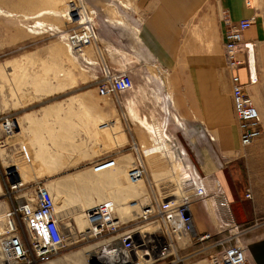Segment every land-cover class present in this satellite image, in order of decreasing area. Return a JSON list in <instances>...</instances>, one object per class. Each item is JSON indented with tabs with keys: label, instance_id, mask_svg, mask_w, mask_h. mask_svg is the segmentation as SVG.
Segmentation results:
<instances>
[{
	"label": "crops",
	"instance_id": "0c3cea01",
	"mask_svg": "<svg viewBox=\"0 0 264 264\" xmlns=\"http://www.w3.org/2000/svg\"><path fill=\"white\" fill-rule=\"evenodd\" d=\"M124 1L120 2L122 12L130 17L135 13L138 17L136 36L143 53L170 77L171 93L163 96L160 92L162 81L159 90H155L161 97H168V120L182 131L191 145H194V136L199 134L205 148L199 151L193 146L198 165L196 169L206 177V181H210L212 191L217 186L223 191L232 219L243 231L242 244L248 262L264 264V16L254 5V0ZM83 3L85 8L87 6L94 11L102 0H83ZM8 10L16 18L24 17L10 11L14 9ZM22 12L25 13L24 10ZM47 13L39 12L31 19L41 18L39 16ZM225 15L233 23L254 18V23L244 32L243 38L254 44L258 82L247 87L246 91L259 112L262 135L245 148L240 145V132L233 114L231 78L237 73L241 84L246 85L247 70L243 67L232 72L226 67L223 50ZM2 26L0 46L3 50L25 42L24 34ZM98 29L99 40L88 47L91 49L87 54L88 59L97 64L84 73L69 68L63 89H57L56 85L45 87L40 93H33V100L18 102L19 105L14 108L9 103L7 86L0 71V89L2 87L4 93L0 94V107L8 105V109H0L3 115L0 117V219L23 200L26 191H33L38 186L46 187L44 183L48 179L52 196L55 189L65 196L66 207H58L57 210L64 224L72 215L83 213L87 208L107 199L106 188L112 185L93 178L92 174L96 173L92 171V166L107 157L108 153L102 151L100 134L104 132V135L109 129L114 131L111 140L122 142L111 150L112 155L126 151L133 157H148L156 153L153 147L145 151L144 147L139 148L129 134L133 129L130 124L152 127L144 117H139L132 109V122L135 114L137 119L136 124L132 123L126 118L124 100L116 98L108 108L98 96L95 79L100 75L99 66L107 65L106 61L111 63L110 59L115 60L117 54H120L111 48L105 53L102 49V25ZM117 60L122 65L128 62L122 56ZM162 104L165 109L164 101ZM5 117L11 119L16 127L15 132L9 136L4 134L1 126V120ZM105 123L109 125L108 129L101 127ZM200 127L214 136L213 143L203 139ZM159 135L162 138V134ZM53 140L61 141L56 149L50 143ZM188 159L194 164L189 156ZM7 173L10 174L7 176ZM12 185L20 189L13 191L10 189ZM24 190L23 194L11 199L10 194ZM141 192V189L138 190L136 196ZM247 193L250 197L246 196ZM153 195L151 192L145 203L150 202ZM145 203L138 200L130 208L138 207L140 211ZM115 204L117 211L118 206H123ZM139 211H134V216ZM191 213L198 234L214 232L213 215L200 201L192 203ZM117 216L121 219L119 213ZM75 220L80 228H84L81 215Z\"/></svg>",
	"mask_w": 264,
	"mask_h": 264
},
{
	"label": "built area",
	"instance_id": "2783aa9c",
	"mask_svg": "<svg viewBox=\"0 0 264 264\" xmlns=\"http://www.w3.org/2000/svg\"><path fill=\"white\" fill-rule=\"evenodd\" d=\"M81 3L82 0H70L67 4L66 19L71 25L70 29L49 30L60 36L69 53L87 71L97 64L84 56L85 47L97 41V29L93 21L83 18L79 8ZM223 23L226 67L232 72L243 67L247 70L246 85L241 84L237 73L231 78L232 109L240 132V145L245 148L262 135L259 112L246 91L247 87L258 82L254 44L243 38L244 32L254 23V18L233 23L225 15ZM99 73L95 81L101 98H118L135 89L129 71L115 70L103 64L99 66ZM102 125L105 128L108 124ZM1 126L6 136L15 132V124L8 117L1 120ZM199 131L206 142L215 141L204 127H200ZM180 148L177 144L175 151ZM180 153L184 162L189 161L187 153ZM190 164L193 177L184 182L181 194L153 196L129 221L117 217L113 201L103 200L83 211L86 227L81 232L73 219L69 218L67 223H63L55 211L54 197L46 187L38 186L33 191H26L23 200L0 219V259L6 264H36L65 249L68 246L66 242L75 239L73 242L98 241L101 264H182L190 257L184 252L194 243H206L200 252L206 255L207 264H250L242 244L243 231L234 223L223 191L218 186L215 195L206 177L194 164ZM116 166V158L109 156L97 161L92 170L101 173ZM146 173L142 156L136 155L128 170L130 181L143 180ZM10 189L15 191L20 188L12 185ZM246 196L250 197L249 193ZM210 197L215 199V230L198 234L191 205L200 201L208 209Z\"/></svg>",
	"mask_w": 264,
	"mask_h": 264
},
{
	"label": "rangeland",
	"instance_id": "374dc122",
	"mask_svg": "<svg viewBox=\"0 0 264 264\" xmlns=\"http://www.w3.org/2000/svg\"><path fill=\"white\" fill-rule=\"evenodd\" d=\"M69 1L0 0V10L7 13V16L0 15V26L4 25L9 27L12 31L15 30L17 33H22L26 37L25 42L17 44L9 50H3L0 46V71L3 73V79L7 86L6 92L10 98L9 103H12V107L16 108L19 105L18 102L25 103L33 100L35 97L33 93L38 94L45 87L56 85L58 87L57 89H63L67 83L66 72H68L69 68L78 69L81 73H84L82 67L70 55L68 48L60 40V36L53 34L49 30L54 28H60L62 30L70 29L71 25L64 18L68 12L67 4ZM120 2L125 3L124 0H102V3L98 4L94 11L87 6L86 10H91H87V12L97 25L98 40L100 33L98 26L102 25V49L105 50V53L107 54L110 48L116 49L120 53L117 54L118 58L122 56L128 61L127 64L125 63L123 65L119 63L118 58L115 60L110 59L111 63L106 61L109 67L116 70L129 71L134 79V92L118 97V100H124L125 102L126 118L132 122L131 110L133 109L139 117H144L143 119L152 125V127H146V129L141 127L140 124H136L135 121L137 119L135 114L134 122L132 123L136 125L132 126L130 124V127L133 129L129 134L133 137L132 140L138 143L139 148L144 147L143 150L145 151L153 147L156 153L148 157L142 156L147 172L146 177L136 184L130 183L127 174L129 168L132 166L131 162H133L134 157L126 151L118 155H112L113 152L111 150L120 146L122 142L111 140L110 136H112L111 134L114 131L109 129L104 135V132L100 134L102 136V151L108 153L106 155L107 157L111 156L116 158L117 169L104 175L92 174V177L102 179L108 185H112L106 188L105 198L115 201L118 205L123 204L124 209L122 210L125 212V215H120L121 213L118 211L117 213H119L120 217H123L121 218L123 221H129L133 218L134 211H139L138 207L130 208V205L134 202L136 203L138 200L142 204L145 203L148 200V195H151V192L154 194L153 196H164V193L180 194V188L184 191L183 185L180 186V180L174 177L172 157L167 155L170 151L174 152L175 146L169 143L168 145L170 147L166 143L165 147L160 145L162 140L165 142L164 138L160 139L159 136V133L162 134V129L163 132L167 131L166 134H169L170 137L176 138L177 144L180 147L183 146L197 169L198 165L196 163L193 146H196L199 151H203L205 145L199 138V134L194 136L192 140L194 145H191L183 136L182 131L168 120L167 112L162 106V98L164 97H161L155 90H159L160 81H162L163 86L160 87V92L163 96L164 94L171 93L169 86L170 77L154 60L148 59L143 53L142 45L136 36L138 17L135 13H132L133 17H130L129 14L122 12L123 7ZM254 5L264 16V0H254ZM8 9H14V11H10L15 12V15L22 14L20 16L24 17L16 18L12 13L8 12ZM42 11L48 13L39 16L41 18L31 19ZM126 11L127 13L129 12L127 9ZM131 18L133 22H131ZM37 23L41 24L37 26ZM90 49H87L88 55ZM46 92L48 93L50 90H46ZM0 94H4L2 87ZM154 94L156 96L158 95L159 98L154 100ZM102 101L109 108L116 101V98H102ZM2 107L8 109L7 104H4ZM2 116L0 114V117ZM109 120L110 118H108ZM105 128L108 129L109 125ZM149 128L158 129V135L151 132ZM104 137L108 143L104 141ZM132 140L130 141L132 142ZM50 143L53 149H56L58 144L61 145L60 140H53ZM158 147L159 149H157ZM44 184L52 193L50 179L45 181ZM140 189L142 194L140 193L136 196L137 191ZM25 191L18 194H10V197L13 199L15 195H21ZM54 199L56 208L59 207L62 209L66 207L65 196L58 189L54 190ZM208 209L211 212L209 205ZM80 215L82 213L72 215L75 223H77L75 219ZM73 240L71 239L67 243L68 246L65 249L43 261H38L36 264H96L93 257L98 254L96 244L98 241L73 242ZM205 244H192L184 252V254H190V257L182 264H207L206 255L200 252V249ZM1 257L2 255H0ZM0 264L6 263L0 259Z\"/></svg>",
	"mask_w": 264,
	"mask_h": 264
},
{
	"label": "bare ground",
	"instance_id": "6f19581e",
	"mask_svg": "<svg viewBox=\"0 0 264 264\" xmlns=\"http://www.w3.org/2000/svg\"><path fill=\"white\" fill-rule=\"evenodd\" d=\"M82 2H83V0H82ZM80 13L83 15V18H85L86 20H91V21H93V18L92 17H90L89 16V13L87 12V10H86V8H85V5H84V3L82 4L81 3V5H80ZM43 14V13H42ZM66 14V13H65ZM0 15H5V16H7V13L6 12H4V11H1L0 10ZM9 16H10V14H9ZM39 16V15H38ZM37 26H38V23H37ZM89 46H91V45H88L87 47H85V49H84V56L88 59V57H87V49H88V47ZM71 55V54H70ZM78 63H79V65L82 67V69H84V67L80 64V62H79V60L77 59V58H75L74 56H72ZM89 60V59H88ZM90 61V60H89ZM91 62V61H90ZM89 70V69H88ZM87 70V71H88ZM85 71V70H84ZM155 95V94H154ZM153 98H154V100H156V99H158L159 98V96L157 95H155V96H153ZM163 99V101H164V104H165V110L166 111H168V112H170L169 110H170V108H169V106L166 104L167 102H166V99L168 100V97L167 98H162ZM169 104V103H168ZM170 105V104H169ZM162 106H163V104H162ZM150 131L151 132H153L154 134H156V135H158V131H157V129H155V128H150ZM150 132V133H151ZM166 132L167 131H165V132H163V129H162V138H164V140H165V142L162 140V143L160 144L162 147L164 146H166V144L168 145V143L169 144H172L173 146H176L177 145V142H176V139H174V138H172V137H170V135L168 134H166ZM153 134V135H154ZM160 136V135H159ZM169 137H170V139H169ZM160 139H161V136H160ZM166 143V144H165ZM169 146V145H168ZM167 146V147H168ZM170 147V146H169ZM157 149H159V147L157 148ZM156 150V149H155ZM180 151H183V154L184 153H186V151L183 149V148H180V150H178L177 152L174 150V152L173 151H170L167 155L168 156H171L172 157V162L174 163V165H173V174H174V177H175V179H179L180 180V186H182L183 184H184V182H187V181H189V180H191L192 179V177H193V175L190 173L191 172V164H190V162L189 161H186V162H184L183 160H182V156H181V153H180ZM172 162H171V164H172ZM117 168V166L114 168V169H112V170H115ZM93 169V168H92ZM112 170H109V171H112ZM93 171V170H92ZM94 172V171H93ZM105 172H108V171H105ZM94 173H96V172H94ZM101 173H103V172H101ZM97 174V173H96ZM127 178H128V180H129V182L130 183H132V184H136V183H138V182H140V181H142V180H140V181H138V182H131L130 181V179H129V177H128V174H127ZM207 183H208V185L210 184V181H207ZM184 186V185H183ZM217 189H218V186L216 187V189L213 191V193L216 195V193H217ZM182 191V188H180L179 189V192H181ZM181 194V193H180ZM105 200H109V201H113V200H111V199H105ZM114 202V201H113ZM215 202V199L214 198H212V197H210V199H209V201H208V205H209V207H210V209H211V214L213 215V217H214V207H213V203ZM115 203V202H114ZM54 204H55V199H54ZM122 209H124V207L122 206V207H119L118 206V211H119V213H121L120 215H125L124 213V211L122 210ZM58 210V208H56V204H55V211H57ZM116 213H117V206H116ZM81 217H82V219L84 220V218H83V216L81 215ZM118 217V216H117ZM119 218V217H118ZM121 218H123V217H121ZM122 220V219H121ZM123 221V220H122ZM84 223H85V225H84V228L86 227V222H85V220H84ZM75 225L77 226V229L81 232L84 228H80V227H78V224L77 223H75ZM136 236V238H137V234H135ZM69 242V241H68ZM68 242H66V243H68ZM101 254V252H100V250L98 251V254L95 256V257H93L94 258V261H95V263L96 264H101L100 263V255ZM90 257V256H89ZM2 258V257H1Z\"/></svg>",
	"mask_w": 264,
	"mask_h": 264
},
{
	"label": "flooded vegetation",
	"instance_id": "af4514ba",
	"mask_svg": "<svg viewBox=\"0 0 264 264\" xmlns=\"http://www.w3.org/2000/svg\"><path fill=\"white\" fill-rule=\"evenodd\" d=\"M70 219H73L72 217H69Z\"/></svg>",
	"mask_w": 264,
	"mask_h": 264
}]
</instances>
